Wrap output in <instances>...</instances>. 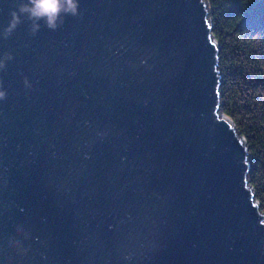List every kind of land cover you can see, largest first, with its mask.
<instances>
[{
    "label": "water",
    "instance_id": "water-1",
    "mask_svg": "<svg viewBox=\"0 0 264 264\" xmlns=\"http://www.w3.org/2000/svg\"><path fill=\"white\" fill-rule=\"evenodd\" d=\"M16 3L0 0V264H264L209 1L79 0L4 39Z\"/></svg>",
    "mask_w": 264,
    "mask_h": 264
},
{
    "label": "trees",
    "instance_id": "trees-1",
    "mask_svg": "<svg viewBox=\"0 0 264 264\" xmlns=\"http://www.w3.org/2000/svg\"><path fill=\"white\" fill-rule=\"evenodd\" d=\"M221 45L222 110L249 146L250 182L264 211V0H208Z\"/></svg>",
    "mask_w": 264,
    "mask_h": 264
},
{
    "label": "clouds",
    "instance_id": "clouds-1",
    "mask_svg": "<svg viewBox=\"0 0 264 264\" xmlns=\"http://www.w3.org/2000/svg\"><path fill=\"white\" fill-rule=\"evenodd\" d=\"M78 8L79 0H17L16 7L10 11L11 19L3 28L2 36L7 39L22 22V18L30 22L29 31L32 35H35L41 28V21L48 29L56 30L63 25L65 16L81 15ZM12 58L11 52L5 53L3 58H0V70L4 69L6 62ZM25 84L28 85L27 80ZM6 97L7 92L0 81V100Z\"/></svg>",
    "mask_w": 264,
    "mask_h": 264
}]
</instances>
